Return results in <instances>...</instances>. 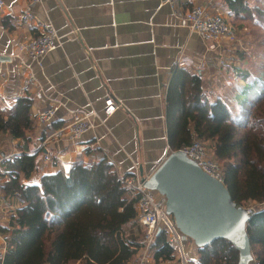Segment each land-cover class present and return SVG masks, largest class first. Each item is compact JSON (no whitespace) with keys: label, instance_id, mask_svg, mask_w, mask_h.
I'll list each match as a JSON object with an SVG mask.
<instances>
[{"label":"crops","instance_id":"0c3cea01","mask_svg":"<svg viewBox=\"0 0 264 264\" xmlns=\"http://www.w3.org/2000/svg\"><path fill=\"white\" fill-rule=\"evenodd\" d=\"M0 1V110L12 109L20 96L31 97L35 140L42 139L50 129L64 127L75 114L94 110L100 117L95 128L79 139L73 140L64 132L51 140L47 149L58 166L40 163L41 174L66 169L77 160L91 163L105 157L120 176L148 177L172 152L165 121V93L172 68L199 70L212 88L226 85L231 71L235 55L228 43L208 49L196 34L178 24L174 8L165 0ZM248 1L254 6L260 0ZM28 5L35 19L23 21L22 11ZM193 5L226 11L222 0L176 3L182 9ZM38 21L55 26L61 45L34 60L18 48L36 34ZM221 57L229 60L226 69L217 67ZM29 75L33 79L26 86ZM37 91L42 98H35ZM107 98L117 106L109 116L105 114ZM53 106L55 115L44 126L38 115ZM0 142V158L17 154V141L10 136L1 134ZM15 208L7 202L0 204V225L8 222ZM137 229L143 231L141 226ZM133 231L129 237L136 240ZM190 242L189 261L197 259L196 247ZM5 245L0 235L2 254ZM129 264L163 262L156 261L153 251L146 249ZM172 264H179L178 260Z\"/></svg>","mask_w":264,"mask_h":264},{"label":"trees","instance_id":"16d2710c","mask_svg":"<svg viewBox=\"0 0 264 264\" xmlns=\"http://www.w3.org/2000/svg\"><path fill=\"white\" fill-rule=\"evenodd\" d=\"M263 3L251 6L248 0H222L239 26L245 28L242 22L255 14L254 22L264 30ZM246 56L240 51L241 60ZM237 66L233 60L231 70L236 77H245L247 85L235 90L246 92L247 98L235 116L221 97L208 100L201 74L174 66L165 93L166 133L172 151L188 145L196 135L221 163L231 202L258 204L246 232L252 264H264V208L260 205L264 204V83L251 68ZM31 105L32 98L24 95L12 109L0 110V135L17 141V154L4 157L0 170V191L7 204L16 205L8 222L0 225L6 242L0 264H129L142 247L127 230L137 223L136 199L129 198L122 177L105 157L91 163L77 160L66 169L41 174L40 154L26 152L36 139ZM52 163L58 166L57 159ZM149 249L156 261L175 258L164 230L155 234ZM196 250L197 259L189 264L239 261L238 250L224 238Z\"/></svg>","mask_w":264,"mask_h":264},{"label":"built area","instance_id":"2783aa9c","mask_svg":"<svg viewBox=\"0 0 264 264\" xmlns=\"http://www.w3.org/2000/svg\"><path fill=\"white\" fill-rule=\"evenodd\" d=\"M41 1L31 0L32 3ZM165 1L174 8L178 24L187 27L189 32L196 34L207 44L208 49L213 50L223 45V43H228V41H232L240 36V32L234 28L229 20L232 16L227 11L225 14L223 13L224 10L215 11L203 5H193L190 8L182 9L176 6L179 0ZM2 4L3 2L0 1V5ZM34 19L35 17L31 12V6H26L22 11L21 20L31 21ZM60 45L61 39L55 26L50 22L38 21L36 34L20 44L19 52L35 60L57 49ZM236 45L241 48L243 47L242 42ZM225 65L226 61L221 57L218 60V66ZM32 79V75H29L24 82L25 85L28 86ZM35 98H42L40 91L35 93ZM105 106H107L105 114L108 116L112 115L117 107L110 98L105 100ZM55 111L54 106L43 109L38 115L40 123L44 126L49 125L55 115ZM99 120L100 117L94 110L88 113L75 114L64 127L50 129L42 139L39 138L35 144L28 145L26 152L28 154L39 153L41 155V163H52L53 156L47 149V145L51 140L58 139L64 132H67L73 140L79 139L85 132L94 129ZM180 150L187 157L195 161L206 174L223 182L220 163L215 159L208 145L196 135H193L190 143L180 148ZM3 159L4 157L0 158V169H2L1 164ZM121 177L125 188L128 190L129 198L136 199V221L144 230L141 243H144L148 247L154 240L157 229L160 228L166 233V241L175 249L174 260H178L179 264H189L187 244L189 241L192 242V240L178 229L174 218L167 213L166 196L157 190L146 188L143 180L145 177L129 174H124ZM1 182L2 179H0ZM6 202V198L0 191V204H6ZM257 205L254 202H250L242 207L251 214ZM260 205L264 208V204ZM1 252L2 249H0V258L3 255ZM174 260L164 262L163 264H172Z\"/></svg>","mask_w":264,"mask_h":264},{"label":"water","instance_id":"95a60500","mask_svg":"<svg viewBox=\"0 0 264 264\" xmlns=\"http://www.w3.org/2000/svg\"><path fill=\"white\" fill-rule=\"evenodd\" d=\"M143 180L146 188L166 196L167 213L196 247L224 238L238 250V264L253 263L246 232L250 213L232 203L225 184L202 171L182 150L172 151Z\"/></svg>","mask_w":264,"mask_h":264},{"label":"rangeland","instance_id":"374dc122","mask_svg":"<svg viewBox=\"0 0 264 264\" xmlns=\"http://www.w3.org/2000/svg\"><path fill=\"white\" fill-rule=\"evenodd\" d=\"M223 13L226 14V11H223ZM255 17H256L255 14L250 15L249 17H247L246 20L242 22V25L246 26L245 28L239 26L240 21L238 19H234L233 16L229 19L232 25L234 26V28L241 32V35L232 41H228V45L230 47L229 50H231L233 55H235L232 59L236 61L237 64L242 66V69L251 68L252 70L250 72H252L254 76L260 78L261 82L264 83V55H261V52H264V46L261 44V42L264 41V30L254 22ZM239 42L245 43L247 45L246 48L238 47L236 44H239ZM240 51H244L247 53L248 56L245 57V60H241ZM225 61H229V60L226 59ZM217 67L219 69H226V65L225 66L217 65ZM229 75L232 77L227 78L226 85H224L225 87L215 86V88H212L211 86H209L208 83L204 81V90L208 100L211 102L214 101L217 97H221L230 106L235 116L238 115L243 101L247 98L246 92L242 93L241 91H239L238 93H236L235 88L236 86L242 84L246 86L247 83L244 82L245 77L242 76L236 77L235 70H231L229 72ZM232 82L233 84L230 85V83ZM35 143L36 140L31 142L29 145H33ZM1 148H2V144H0V154L2 150ZM48 164H53V163H48ZM0 170L2 171V169ZM137 228H139L137 223H134L131 226L130 225L127 226L128 233L132 232L135 229L133 231L135 232V239L141 243L143 239V231L141 229L138 230ZM192 242L191 244L194 245V243ZM141 244H142V247L140 249L141 251L149 249V246L147 247V245H145L144 243Z\"/></svg>","mask_w":264,"mask_h":264},{"label":"bare ground","instance_id":"6f19581e","mask_svg":"<svg viewBox=\"0 0 264 264\" xmlns=\"http://www.w3.org/2000/svg\"><path fill=\"white\" fill-rule=\"evenodd\" d=\"M18 50H19V48H18ZM23 54V53H22ZM43 57V56H42ZM41 58V57H40ZM39 59V58H38ZM36 60V59H35Z\"/></svg>","mask_w":264,"mask_h":264}]
</instances>
